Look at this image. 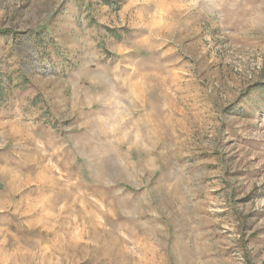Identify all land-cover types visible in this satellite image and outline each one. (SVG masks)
<instances>
[{
    "label": "rangeland",
    "instance_id": "374dc122",
    "mask_svg": "<svg viewBox=\"0 0 264 264\" xmlns=\"http://www.w3.org/2000/svg\"><path fill=\"white\" fill-rule=\"evenodd\" d=\"M0 32V264H264V0H0Z\"/></svg>",
    "mask_w": 264,
    "mask_h": 264
},
{
    "label": "trees",
    "instance_id": "16d2710c",
    "mask_svg": "<svg viewBox=\"0 0 264 264\" xmlns=\"http://www.w3.org/2000/svg\"><path fill=\"white\" fill-rule=\"evenodd\" d=\"M0 36L4 37L7 36L5 33L0 32ZM3 64L0 62V73L2 74V67ZM26 74L24 73V76ZM10 81V77L5 76L4 74L0 75V92L4 93L5 90L9 89L8 88V83Z\"/></svg>",
    "mask_w": 264,
    "mask_h": 264
}]
</instances>
